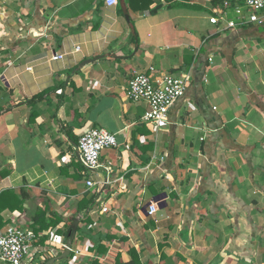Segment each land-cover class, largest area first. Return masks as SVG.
Listing matches in <instances>:
<instances>
[{"label": "crops", "instance_id": "crops-1", "mask_svg": "<svg viewBox=\"0 0 264 264\" xmlns=\"http://www.w3.org/2000/svg\"><path fill=\"white\" fill-rule=\"evenodd\" d=\"M219 6L0 0V194L25 197L1 214L38 229L23 264L61 255L76 217L73 251L55 264H127L132 250L142 264H264V20L221 27ZM154 72L190 74L158 133L128 95L135 74ZM92 128L118 146L88 170L78 144Z\"/></svg>", "mask_w": 264, "mask_h": 264}, {"label": "built area", "instance_id": "built-area-1", "mask_svg": "<svg viewBox=\"0 0 264 264\" xmlns=\"http://www.w3.org/2000/svg\"><path fill=\"white\" fill-rule=\"evenodd\" d=\"M244 4H235L231 0H223V4L215 11L210 21L221 27L236 29L264 20V0H244ZM119 0H106L108 6L117 5ZM63 54H55L52 59H61ZM32 69V67H29ZM190 80V74L171 73H137L129 81L128 95L132 101L144 102L147 110L144 120L152 125L155 133L164 125L169 112L175 103L185 94ZM118 146L114 133L104 128H92L80 138L78 152L85 169L93 170L102 166L101 153L104 149ZM108 171L111 167L106 166ZM89 187L96 183L87 182ZM159 209L158 202H152L148 207L150 215ZM104 206L102 212L108 211ZM38 239V233L29 227L8 224L0 227V260L9 264H23L25 249ZM65 248L67 245H64ZM73 251V249H71Z\"/></svg>", "mask_w": 264, "mask_h": 264}, {"label": "trees", "instance_id": "trees-1", "mask_svg": "<svg viewBox=\"0 0 264 264\" xmlns=\"http://www.w3.org/2000/svg\"><path fill=\"white\" fill-rule=\"evenodd\" d=\"M44 94L39 95L37 98L43 97ZM24 200H25V197L19 195V193L15 190H7V191H4L0 194V227L4 226V224H5V220L1 214V212H2L1 210L3 208H8V207L11 210L23 209ZM90 200H92V198ZM82 202H83V204L81 205V207H83V208H87L89 203H90L88 199L87 200L84 199ZM12 203H16V205H13ZM43 220H45V219L43 217H41V215H38L36 222H41L40 229H45L47 227V225H44ZM37 230H38L37 228H34L35 232H38ZM70 233H71V230L69 229L67 234L69 235ZM91 264H101V263L99 262L98 259H93L91 261ZM127 264H142L140 261L139 255L135 250H132V259Z\"/></svg>", "mask_w": 264, "mask_h": 264}, {"label": "water", "instance_id": "water-1", "mask_svg": "<svg viewBox=\"0 0 264 264\" xmlns=\"http://www.w3.org/2000/svg\"><path fill=\"white\" fill-rule=\"evenodd\" d=\"M231 1H235V0H231ZM166 196H167L166 194H161V195L157 196L154 201L158 202V205L160 207H163L164 205H166V203H164V199L166 198ZM151 203L152 202L148 203L144 209L147 210L148 207L151 205ZM79 224H80V218L79 217L74 218L73 223L71 225V233H70V236L67 240V247H66L65 251L61 255H58L56 257L51 258L45 264H55L56 261L61 260V259H65L71 254L72 245H73V242L75 240Z\"/></svg>", "mask_w": 264, "mask_h": 264}, {"label": "rangeland", "instance_id": "rangeland-1", "mask_svg": "<svg viewBox=\"0 0 264 264\" xmlns=\"http://www.w3.org/2000/svg\"><path fill=\"white\" fill-rule=\"evenodd\" d=\"M217 1V3H219V5L221 6L222 4H223V0H216ZM235 4H244V0H235V1H233ZM219 6V7H220ZM208 11V13H212L213 12V8L211 9L210 8V10H207ZM261 58H263L264 59V55L261 57ZM262 65H263V63H262ZM255 151L256 152H254V155H255V157H257V156H261L264 152H262L261 151V149H259L258 150V148L257 149H255ZM249 152L252 154V150H249ZM258 170H261V168H260V166L259 167H256V173H258V174H260L261 173V171H258Z\"/></svg>", "mask_w": 264, "mask_h": 264}]
</instances>
